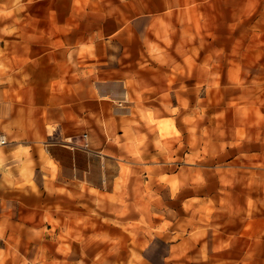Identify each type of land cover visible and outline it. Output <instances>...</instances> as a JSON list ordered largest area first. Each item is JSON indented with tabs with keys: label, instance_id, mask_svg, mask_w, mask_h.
<instances>
[{
	"label": "rangeland",
	"instance_id": "rangeland-1",
	"mask_svg": "<svg viewBox=\"0 0 264 264\" xmlns=\"http://www.w3.org/2000/svg\"><path fill=\"white\" fill-rule=\"evenodd\" d=\"M102 1L126 3L127 12L132 3ZM74 3L100 10V0ZM171 4L142 0L152 11ZM70 6L69 0H0V117L10 104L14 111L37 110L35 93L21 98V84L7 83L20 73L8 61L23 45L36 58L39 44L63 43L54 35L71 27L79 46L93 42L103 19L79 12L70 20ZM184 8L193 9L189 18L167 17L158 41L156 33L137 36L153 30L152 23L128 18L123 34L110 41L125 45L131 92L110 102L132 114L122 138L134 145L127 157L141 161L125 165V195L109 196L108 212L76 214L71 198L70 205H56L67 209L62 215L40 217L0 191V264H163L170 262L163 259L164 241L185 235L204 239L206 264H264V0H184ZM9 133L0 124V135ZM4 156L0 148V170Z\"/></svg>",
	"mask_w": 264,
	"mask_h": 264
},
{
	"label": "crops",
	"instance_id": "crops-1",
	"mask_svg": "<svg viewBox=\"0 0 264 264\" xmlns=\"http://www.w3.org/2000/svg\"><path fill=\"white\" fill-rule=\"evenodd\" d=\"M77 1L69 0L71 6L65 17L73 20L75 14L84 12L103 19L101 26L93 31L92 43L79 46L75 43L77 40L71 38L73 27L61 29V33L56 31L54 39L60 35L63 43L39 44L33 59L30 47L23 45L21 54L8 61L12 68H19L20 73L7 76L10 80L7 83L21 84V98L30 99L35 93L34 98L39 102L37 110L28 106V109L14 111L10 104L2 111L0 124L10 133L4 136L6 142L0 147L5 148L4 169L0 170L1 196L12 204L24 205L40 217L62 215V210L67 209L56 208V205L69 204L71 198L74 210L71 212L76 214L95 210L108 212L111 210L106 202L109 196L125 195V165H140L141 161L127 157L125 150L134 145L122 138V127L132 120V114L120 111L110 102L131 94L126 86L125 45L119 42L111 45L110 41L126 30V24L121 21L127 18L133 19L135 24L152 23L153 30L140 29L137 36L141 39L147 38L148 32L156 33L158 41L164 37L167 17L178 20L181 15L184 19L193 12L184 8V0H171V6L156 11L144 9L142 0H132L128 12L126 3L110 4L100 0V10L95 11L86 7L78 9L73 5ZM67 30L71 34L69 39L65 35ZM49 33L42 34L46 37ZM174 35L180 36L171 33L172 37ZM157 45L160 50L157 58L163 59L167 51L160 41ZM142 52L150 50L141 48ZM33 79L36 87L31 86L35 83ZM144 126L145 122L139 123L141 130ZM117 138L120 139L117 141ZM62 152L68 154L67 159ZM164 242L168 255L163 259L170 262L163 264H206V253L202 251L204 239L185 235ZM147 258L148 255L144 256Z\"/></svg>",
	"mask_w": 264,
	"mask_h": 264
},
{
	"label": "bare ground",
	"instance_id": "bare-ground-1",
	"mask_svg": "<svg viewBox=\"0 0 264 264\" xmlns=\"http://www.w3.org/2000/svg\"><path fill=\"white\" fill-rule=\"evenodd\" d=\"M5 138L3 136L0 135V146H3L4 144V140Z\"/></svg>",
	"mask_w": 264,
	"mask_h": 264
},
{
	"label": "built area",
	"instance_id": "built-area-1",
	"mask_svg": "<svg viewBox=\"0 0 264 264\" xmlns=\"http://www.w3.org/2000/svg\"><path fill=\"white\" fill-rule=\"evenodd\" d=\"M4 140H5V139H4ZM5 142H6V141H4V143H3V144H5Z\"/></svg>",
	"mask_w": 264,
	"mask_h": 264
}]
</instances>
